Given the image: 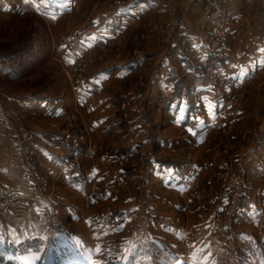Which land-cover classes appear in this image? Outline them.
<instances>
[{
	"label": "crops",
	"instance_id": "0c3cea01",
	"mask_svg": "<svg viewBox=\"0 0 264 264\" xmlns=\"http://www.w3.org/2000/svg\"><path fill=\"white\" fill-rule=\"evenodd\" d=\"M82 2L88 3L87 0H5L1 2V10L14 15L23 10L57 25L66 15L79 9ZM120 3L113 11L91 15L85 26L72 27L75 35L65 42L60 40L55 46V54L62 65L69 66L76 57L83 56L90 68L84 75L71 77L67 83L70 95L37 94L12 88L5 76L11 78L9 81L18 78L16 69L6 66L5 59L0 56V93L17 125L29 130L39 166L56 179L59 190L56 196L46 198L42 191L28 186L33 198L27 199L20 208L0 210V232L12 242H20L28 238L32 241L44 239L49 230L54 231L58 240L64 241L67 232L69 236H79L75 234L79 230L68 227L67 221L82 222L87 235L93 232L107 239L121 236V241L126 237V241L119 242L127 245L135 229L153 238L168 240L182 259L195 264L223 263L249 240H258L264 245V132L258 140H250L251 144L243 152L233 153L230 160L223 163L235 164L245 176L242 199L230 223L221 217L209 218V199L199 202L193 195L196 187L205 185L204 176L213 165L205 149L217 143L218 132L227 123L245 125L250 121L249 109L260 97L256 94L264 95V0H233L228 6V20L220 40L210 32L212 21L205 15L200 17L199 5L192 0H123ZM148 15L180 18L176 39L158 57L153 55V50L135 57L121 59L118 56L116 60L97 54V44L107 38L124 39L119 46L124 50L135 25ZM206 59H211L213 68L230 79L227 92L256 82L244 106L224 107L225 104L214 102L208 93L198 98L193 96L195 88L188 82L198 69L196 64ZM142 68L150 69L146 82L149 98L159 101L157 94L164 90L168 91L164 95L173 96L165 100L164 105L160 101L166 129L156 135L150 133L151 120L142 104L129 109L124 116L115 112L116 100L119 103L120 97L122 100L147 97L146 92L122 89L123 82L134 79ZM203 76L205 81L201 86L207 89L211 83L209 75ZM62 82L64 87L65 81ZM90 83H95L97 89H90ZM74 105L82 110L84 123L96 141L106 140L104 144H109L114 137L109 132L116 129V135L130 149L146 147L153 139L161 154L166 147L180 148L177 162L162 161L161 156L166 153L160 157L158 153H149L145 171L169 192L166 203L155 207L160 209L153 217L145 220L139 216L142 205L138 203L137 194L122 197L126 205L117 210L109 213L96 210L99 202H116L121 198L119 187L106 188L102 182L124 170L115 168L118 153L106 150L97 153L95 147H77L69 140L72 133L58 127L57 121ZM244 130L248 131L249 125ZM238 136L237 132L232 135L233 138ZM101 146L100 143L99 148ZM185 148L196 150V158L182 162ZM14 154L11 135L0 129V190L24 192ZM76 156L84 161L82 167L76 163ZM179 169L185 172L182 178L177 174ZM190 169L194 173H189ZM96 183L98 186L93 189ZM40 209L56 212L61 218L65 215L67 219H59L53 229H48L38 217ZM174 212L180 213L181 221L174 219Z\"/></svg>",
	"mask_w": 264,
	"mask_h": 264
},
{
	"label": "rangeland",
	"instance_id": "374dc122",
	"mask_svg": "<svg viewBox=\"0 0 264 264\" xmlns=\"http://www.w3.org/2000/svg\"><path fill=\"white\" fill-rule=\"evenodd\" d=\"M4 1L5 0H0V56L5 59L3 63L6 66L16 69V74L18 75V78H14L12 81H9L11 78L5 76L7 84L11 85L14 89L29 90L37 94L54 93L70 95V88L67 83H69L71 77L84 75L90 71V68L86 57L76 66H73L72 63L69 66L62 65L58 59L59 57L55 54V46L60 40L65 42L75 35L72 27H77L80 24H84L85 26L89 21L88 19L93 15L100 11H113L123 0H87L88 3L82 2L79 9H76L75 12H72L68 16L66 15L57 25H51L43 18L34 14L24 13L23 10L18 11L16 15L2 12L1 2ZM192 1L199 5L198 11L200 14H198L200 17L205 15L212 21L210 32L214 35L215 39H223L225 32L224 23L228 20V6L233 0L222 1L218 12H216V9L212 8L207 0ZM153 16L148 15L143 17V21L135 25V28L128 37V44L125 46L124 50L119 49L120 44L124 43V39H117L101 47L97 45V54L104 59L114 58L116 60L119 59L116 58L118 56L121 59L128 56L135 57V55L142 53L146 54L150 52L149 50H153V55L158 57L161 51L165 48L167 49L170 42L176 39L175 37L177 35L180 18L179 16ZM222 31L223 36H221ZM108 39L109 38L101 42H105ZM210 60L211 59H206L201 61L200 65L204 68V71L198 68L191 74L192 76L188 84L195 88L193 96L198 98L200 93L201 95L208 93L214 102L225 104L224 107L244 106L250 96L253 88L252 86L256 82L246 83L245 86L235 91L227 92V87L231 83L230 79L221 71L215 70L213 68L214 64H211L212 61ZM149 73V68H142L134 79L125 80L123 82L125 85L122 88H132L136 89L138 92H146L147 97H141V100L137 97H130L126 100H122L120 97L119 103H117L116 100L115 112L116 115L124 116L129 109H133L138 105L141 106L142 104L143 110L148 117H150L149 120H151L150 125L152 128L150 133L156 135L157 133H163L166 129L162 108H159V104L163 101L164 105L165 100L173 96L164 95L168 93V91L164 90L163 93L158 92L157 94L160 98L159 101L149 98L150 90L146 83ZM219 74L223 76L222 80ZM203 75H209L208 82L219 83L220 81H224L220 88V90L224 92L223 99L214 100L212 98L210 93L212 88L211 83L207 89L201 86L202 81H205ZM227 79L229 82H227ZM63 80L65 81L64 87ZM257 83H260V81H257ZM256 96H260L259 101L253 105L254 107L252 106L249 109L248 116L250 115L251 117L250 121H248L249 123L245 122V125H242V123L241 125H236L234 122L227 123L219 130L217 143L205 149V151L210 154L213 165L204 176L205 185L196 187L193 195L197 197L199 202L209 199L211 205L207 213L209 218L213 215L212 218L221 217L226 223H230L231 219L235 216L238 204L241 202L245 176L235 164L225 165L223 163L226 160H230L233 153L243 152L244 149L251 144L250 140H258L264 132V95L258 92ZM0 100L4 110L9 114L12 126L11 129H6L5 127H0V129L11 135L13 143L16 133L26 132L27 136H29V130L18 126L15 122L10 113L9 105H7L6 99L1 93ZM148 101H150V103L147 108ZM158 111L160 112L155 118L154 115ZM57 123L60 124L58 127L61 130L70 131L72 133L69 140L77 147H82L83 149L95 147V152L97 153H101L105 150L118 153L119 157L115 168L122 167L124 172L116 175L113 179L103 181L102 185L106 188L119 187L121 198L116 202L108 200L99 202L96 210L106 213H109L111 210H117L121 208V206L126 205V203H123L122 197L137 194L138 203L142 205L140 217H144L143 219L147 220L153 217L155 212H159L160 208L157 210L155 207L158 204L166 203L169 192L161 188L157 181L149 176L150 173L145 171V167L149 160V153H155L156 155L158 153L159 155L157 156L159 157L163 155V153H166V155L161 156L162 161L172 162L175 160L177 162L180 153V148L178 146L166 147V149L163 148L162 150L164 152L161 154L162 151H160V147L156 144L157 141L153 139L146 147L139 146L136 149H130L127 143L116 135V129L109 132L114 135L108 142L109 144H104L106 140L103 142L101 139L96 141L92 137L86 123H84L82 110L75 105L71 108L68 107L67 111ZM248 125L250 131L248 130L245 132L244 129H248ZM236 132L239 133V136L233 138L232 135ZM100 143L102 145L101 148H99ZM184 150L186 151L182 162L186 159H188V161L193 160L198 155V152L194 149L185 148ZM14 151L15 164L23 178L20 184L22 183L24 187H21V189L26 190L22 193L24 195L19 194L21 191L18 190H6L7 194L5 195V200L2 202L0 201V210L2 212L12 208H20L27 199L33 198V194H29L30 188L39 187V191H42L43 196L46 198L54 197L59 192L56 188V179L47 175L44 170L42 171L40 168L37 160V152L33 153L30 151L29 153L18 154V151L15 149V144ZM75 160L80 167L83 166L84 161L80 156H76ZM22 163H27L29 169L33 171L32 178L36 182L42 180L43 184L39 185L36 183V185H32V183L28 181L27 175H25L21 169ZM179 171H182L180 175L181 178L184 177V170L179 169L178 172ZM189 173H194V170L190 169ZM28 186H30V188H28ZM97 186L96 183L92 185V188L96 189ZM49 212L50 213L47 214L57 215L56 212ZM173 216H175V220H182V216L178 212H174ZM59 219L66 220L67 216L63 215V218H61L60 214H58L57 221L54 223L55 225L58 224ZM41 221L48 229H53L55 226L47 225L43 220ZM67 223H69L67 226L71 227L73 230H79L75 233L79 236L72 237L69 236V232H67L66 235H68V237L66 236L63 241L57 239L54 231L46 230L47 234L43 236L44 239L31 241L38 245L39 248L34 252L27 253L28 259H26L24 264H119L138 243L153 238L152 236L146 235L144 232H139L134 229L130 241L127 245H124L126 242L124 244L119 242L121 241V236L116 237L114 235L115 237L112 239H107L93 232H89L87 235L85 226L82 222L67 221ZM136 229H139V227L136 226ZM226 232L228 231L226 230ZM0 234L2 233L0 232ZM28 239L30 240V238ZM124 241H126V237H124L121 242ZM160 241L167 243L173 248L175 247L168 240L160 239ZM84 245L85 247H83ZM236 251L237 248L231 253L230 257L223 261V263L218 264H234L233 258ZM249 264L261 263L258 261H251Z\"/></svg>",
	"mask_w": 264,
	"mask_h": 264
},
{
	"label": "trees",
	"instance_id": "16d2710c",
	"mask_svg": "<svg viewBox=\"0 0 264 264\" xmlns=\"http://www.w3.org/2000/svg\"><path fill=\"white\" fill-rule=\"evenodd\" d=\"M195 67L204 71L200 64ZM32 240L24 239L20 242H12L7 235L0 234V264H24L27 253L38 250L39 246ZM234 264H249L258 261L264 264V245L258 240H249L237 248L233 258ZM75 264V263H69ZM119 264H194L182 259L177 251L158 239L138 243L134 249Z\"/></svg>",
	"mask_w": 264,
	"mask_h": 264
},
{
	"label": "built area",
	"instance_id": "2783aa9c",
	"mask_svg": "<svg viewBox=\"0 0 264 264\" xmlns=\"http://www.w3.org/2000/svg\"><path fill=\"white\" fill-rule=\"evenodd\" d=\"M207 1L211 4L212 8L216 9V12H218L220 9L219 7H220L221 2L225 1V0H207ZM221 36H223V31H222ZM110 42H112L111 38H109L105 42H99L97 45H98V47H101V46H104L106 44H109ZM83 58H84L83 56L76 57L75 60L72 62V65L76 66L78 63H80L83 60ZM219 76H220V79L222 80L223 76L220 74H219ZM227 82H229L228 79H227ZM215 83L211 82V84H212V88H211V92H210L211 96L214 100L223 99L224 98V92H223V90H220V88L223 85L224 81L223 82L220 81L219 83L215 82ZM89 86H90V89H97L95 83H90ZM200 95H201V93L199 94V96ZM1 103L2 102L0 100V127H5L6 129H11L12 126H11L9 114L4 110L3 105H1ZM14 144H15V149L18 151V154L29 153L30 151L33 153L37 152L35 145L32 143V141L30 139V135L27 136L26 132L16 133L14 135ZM21 169H22L23 173L25 175H27V179L30 183H32V185H36V183L39 185L43 184L42 180L36 182L32 178L33 177L32 176L33 171L31 169H29L27 163H22ZM177 174H178V176H180L182 174V171L177 172ZM35 188L39 190V187H35ZM22 193L23 192H19V194L24 195ZM6 194H7L6 190H0V201L1 202L3 200H5ZM10 194H12V193H10ZM47 213H50L48 211V209H40L37 212L40 219L43 220L47 225H51V226L55 225L54 223L57 221V215H49ZM212 217H213V215L210 216V218H212Z\"/></svg>",
	"mask_w": 264,
	"mask_h": 264
}]
</instances>
